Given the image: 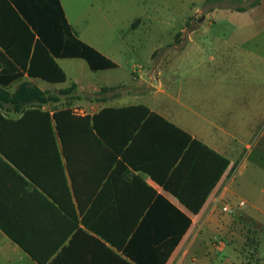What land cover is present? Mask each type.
<instances>
[{
	"label": "crops",
	"instance_id": "obj_1",
	"mask_svg": "<svg viewBox=\"0 0 264 264\" xmlns=\"http://www.w3.org/2000/svg\"><path fill=\"white\" fill-rule=\"evenodd\" d=\"M59 1L74 36L117 67L93 71L83 59L56 58L66 82L29 77L9 53L28 51L20 7H46L49 0H0V91L13 93L24 82L60 90L68 82L66 61H84L96 73L124 70L127 80L98 83L101 94L73 113L89 117L91 126L99 118L109 144L94 128L76 129L63 142L53 120L59 109L51 104L42 106L48 122L32 113L25 128H0L12 137L10 160L0 153V264H177L185 249L191 264H222L215 251L227 245L211 241L223 227L219 205L231 196L246 139L264 119V48L251 42L260 34L178 35L174 48L154 51L150 68L128 71L82 40ZM0 115L22 118L11 106ZM204 195L197 214L180 201ZM253 209L235 216L256 233L254 258L264 264V207ZM198 248L205 254L197 260ZM234 249V262L244 264Z\"/></svg>",
	"mask_w": 264,
	"mask_h": 264
},
{
	"label": "rangeland",
	"instance_id": "obj_2",
	"mask_svg": "<svg viewBox=\"0 0 264 264\" xmlns=\"http://www.w3.org/2000/svg\"><path fill=\"white\" fill-rule=\"evenodd\" d=\"M244 1L247 4L251 0ZM63 3L73 28L82 40L112 56L128 71L133 65L137 71L150 68V58L155 50L160 53L174 48L181 41L179 37L194 31L214 35L256 33L260 35L251 41L253 46L264 48V6L255 7L253 12H237L238 5L230 0H63ZM62 66L68 75V82L60 90L74 83L78 84V88L73 93L74 99H63L60 104L50 106L56 109H85L92 96L101 94L94 91L101 90L100 85H107L116 78L127 80L124 70L112 74L96 73L84 61H66ZM60 90L54 89L52 92L58 93ZM229 188L231 196L227 194L220 202L221 211L228 204H233L235 211L241 209L249 214L256 213L254 204L264 207V119L258 121L252 135L246 139ZM240 199L247 204L238 208ZM235 211L231 214L222 211L218 218L223 226L222 231L211 241L212 244L221 242L227 245V249L224 253L215 251L219 255L217 262L226 264L227 259L231 258L232 264H236V248L241 251L244 264H256L253 254L256 233L249 222H242L240 217L235 216ZM261 242L264 249V240ZM185 250L177 264H191ZM196 251L194 258L197 260L205 254L202 248Z\"/></svg>",
	"mask_w": 264,
	"mask_h": 264
},
{
	"label": "trees",
	"instance_id": "obj_3",
	"mask_svg": "<svg viewBox=\"0 0 264 264\" xmlns=\"http://www.w3.org/2000/svg\"><path fill=\"white\" fill-rule=\"evenodd\" d=\"M230 1L235 5H238L235 10L237 12L252 10L261 3V0H251L247 4H245L246 2L244 0ZM48 3L49 4H46V7H20V12L22 13L21 16L24 18V20L20 18V21L29 33L28 51L24 56L15 55L11 51H9V53L11 58H13V60L17 62L25 72H27L29 77L40 78L49 83L66 82V74L55 62L56 58L83 59L93 71L117 67L115 63L106 59V57L101 55L94 48L86 45L74 36L72 27L65 18L59 0H49ZM242 4L245 5L241 6ZM77 88V85L73 84L71 87L60 90L58 93H51L40 90L32 83L24 82L20 84L13 93L5 90L0 91V108L11 106L15 112L22 114V118L18 121L7 120L0 115V128H25V125L29 120V114L32 113L40 114L48 122L50 120L49 114L48 112L42 111V106L47 104H60L63 99H74L73 93ZM109 90L113 89L104 88L102 93H106ZM114 111H123V109H105L102 113L105 114ZM97 119L99 118H93L94 126H91V119L89 117H75L69 107L61 108L53 114L56 129L63 142L72 138L76 129L83 131L88 129L90 131L94 128L100 138L105 143L109 144L107 136L102 133L101 127L99 128L97 124ZM11 138L10 135H0V153L7 160H10V155L6 148L11 144ZM206 196L207 195H204L201 200L194 198L188 201L180 197V201L192 213L197 214L204 204Z\"/></svg>",
	"mask_w": 264,
	"mask_h": 264
},
{
	"label": "built area",
	"instance_id": "obj_4",
	"mask_svg": "<svg viewBox=\"0 0 264 264\" xmlns=\"http://www.w3.org/2000/svg\"><path fill=\"white\" fill-rule=\"evenodd\" d=\"M72 112L75 114V115H80L83 113V109H78V108H75V109H72ZM245 206V202L244 201H239L238 204H237V207L238 208H241V207H244ZM222 211L226 214H231L235 211V207L231 204H228L226 206H224L222 208Z\"/></svg>",
	"mask_w": 264,
	"mask_h": 264
}]
</instances>
